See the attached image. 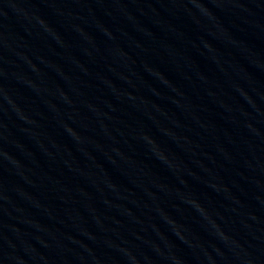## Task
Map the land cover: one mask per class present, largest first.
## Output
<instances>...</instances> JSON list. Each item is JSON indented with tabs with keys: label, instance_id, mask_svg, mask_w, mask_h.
Masks as SVG:
<instances>
[{
	"label": "water",
	"instance_id": "water-1",
	"mask_svg": "<svg viewBox=\"0 0 264 264\" xmlns=\"http://www.w3.org/2000/svg\"><path fill=\"white\" fill-rule=\"evenodd\" d=\"M0 108L104 264H264V0H0Z\"/></svg>",
	"mask_w": 264,
	"mask_h": 264
}]
</instances>
